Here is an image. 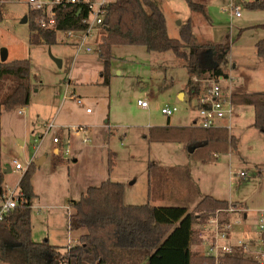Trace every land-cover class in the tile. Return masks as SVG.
<instances>
[{
    "label": "rangeland",
    "instance_id": "1",
    "mask_svg": "<svg viewBox=\"0 0 264 264\" xmlns=\"http://www.w3.org/2000/svg\"><path fill=\"white\" fill-rule=\"evenodd\" d=\"M153 1L165 14L170 37L178 38L179 26L191 17L199 44L228 43L231 50L227 67L232 70V62L242 63L235 73L249 72L252 59H260L254 44L259 36L255 33L262 30L247 29L239 37L241 26L237 21L244 18L232 23L228 21L229 12H222L224 6H235L246 17L254 11L264 15V10L248 9L247 0H206L210 2L208 7H213L210 18L193 12L186 0ZM27 2L0 3V50H7L9 61L30 60L32 83L27 106L3 111L1 153L3 163L14 166L17 161L24 167L11 175L7 173V187L17 185L35 156L46 157L31 177L37 194L31 211L34 239L68 244L70 234L78 231L70 230L71 202L79 200L88 187L99 186L108 178L125 184L127 204L184 206L192 210L205 195L213 194L245 201L249 206L253 199L254 206L264 208V131L253 124V106L235 105L233 122L229 124L230 131L237 134L238 150L217 154L214 160L199 159L200 149L189 155L194 146L190 148L187 141L150 140L152 126L168 122L171 126H190L196 120L194 99L190 102L187 93L185 98L179 96L185 91L188 73L176 55L172 51L149 52L139 45L113 46L110 82L104 84L97 39L88 40L91 52L78 54L74 45L77 38L68 39L64 31L57 33L53 45L31 43L29 23L22 22L29 10ZM54 59L60 60L61 66ZM224 81L223 85L229 82ZM74 88L82 104L72 98ZM138 100L146 101L148 107L139 106ZM165 106H176L178 110L168 117L162 113ZM73 125L85 131L74 134ZM54 137L60 141L55 143ZM67 138L69 153L65 154ZM85 138L90 140L85 143ZM110 152L114 164L109 173ZM231 172L246 175L230 179ZM201 230L198 226V233ZM201 247L202 244L199 249L205 252Z\"/></svg>",
    "mask_w": 264,
    "mask_h": 264
},
{
    "label": "trees",
    "instance_id": "2",
    "mask_svg": "<svg viewBox=\"0 0 264 264\" xmlns=\"http://www.w3.org/2000/svg\"><path fill=\"white\" fill-rule=\"evenodd\" d=\"M2 1L9 0H0V3ZM186 1L193 12H205L206 0ZM246 6L250 10H264V0L248 1ZM78 10L71 5L55 7L56 24L46 29L38 22L45 16L44 11L29 8L30 42L53 45L59 31L85 29L86 11L83 9L77 15ZM102 30L103 42L99 44L98 53L104 84L110 82L112 47L117 45L144 46L149 52L172 51L187 70L185 90L190 102L204 90L205 79L228 78L224 63L229 44H199L191 18L179 26L178 38L170 37L165 14L153 0L111 1L106 6ZM255 46L258 56L264 58V38ZM31 88L29 59L4 62L0 59V198L5 192L1 117L4 110L27 106ZM231 97L234 105L253 106L254 126L264 131V92L233 93ZM149 136L155 141H187L195 150L200 149L198 158L204 160H214L217 154L228 153L237 147L235 137L226 127L154 126L150 128ZM195 150L190 155L195 154ZM112 155L110 153L108 159L109 173L114 164ZM36 167L31 162L23 172L18 187L19 202L0 219V259L8 264H264L238 249L219 254L217 258L199 249L198 226L208 222L217 210L226 209L227 200L204 196L192 210L184 206L127 204L125 184L109 178L99 186L88 187L79 200L71 202L70 230H85L76 244L60 247L51 245L46 239L35 241L31 211L36 194L31 177ZM151 174L150 167V181Z\"/></svg>",
    "mask_w": 264,
    "mask_h": 264
},
{
    "label": "built area",
    "instance_id": "3",
    "mask_svg": "<svg viewBox=\"0 0 264 264\" xmlns=\"http://www.w3.org/2000/svg\"><path fill=\"white\" fill-rule=\"evenodd\" d=\"M111 0H28L27 4L31 9H42L44 11V17L38 20L39 24L43 28H53L56 24V11L55 7L61 5L63 7L67 5L76 6L81 9L80 14L83 9L86 11V17L83 22L86 24V28L83 30H66L64 31L66 37L69 39L73 36L77 38L75 43L76 54L81 51L91 52L92 48L88 45V40L97 39L98 43L103 42V25L104 18L106 15V6ZM237 16H240L239 11H235ZM227 80L223 77L219 79H205V88L202 93L194 98V107L196 108L199 120L196 122V126L201 128H217L224 127V122L228 123L231 121L235 105L233 104L231 93L223 87V81ZM72 98H74L78 104H82V100L75 96L72 92ZM193 101V100H192ZM138 105L143 108L148 107L146 101L138 100ZM178 109L176 106H165L162 108V113L171 116ZM87 112L90 109L87 108ZM227 120V121H226ZM230 124H227V127ZM80 131H85L84 127L77 126L73 127L72 132L78 134ZM43 137V136H42ZM41 137V138H42ZM90 139L85 138L84 142H88ZM53 141L58 143L60 139L54 137ZM69 139L64 141L65 147L63 152L65 154L69 153L68 148ZM59 151V149L57 150ZM15 170H22L24 167L18 163L14 162ZM244 173L240 172L237 176H243ZM4 195L0 198V219H3L7 214H9L12 209H14L19 202V188L18 186L10 188L5 186ZM238 211L232 205H229L224 210H217L215 214L202 226V230L199 233V238L201 239L202 248L206 254L215 256L216 258L219 254L232 253L236 251L234 243L230 241L229 231L231 226L225 224L221 221V213L223 212H235ZM259 227L260 231H264V212L261 213L259 217ZM210 233V234H209ZM239 245H243L242 241H239ZM71 246L70 244L68 245Z\"/></svg>",
    "mask_w": 264,
    "mask_h": 264
},
{
    "label": "crops",
    "instance_id": "4",
    "mask_svg": "<svg viewBox=\"0 0 264 264\" xmlns=\"http://www.w3.org/2000/svg\"><path fill=\"white\" fill-rule=\"evenodd\" d=\"M111 1H113V0H111ZM248 1H253V0H247V2ZM209 3L210 2L207 3L206 8H205V12L203 14H205V16H209V18H210L211 17L210 12L213 10V7H212V5H210V7H208L209 6ZM236 10H237V8L235 6H233V7L224 6L223 9H222V12H226V13L229 12V13H227L228 14V18H229L228 21H230L232 23L235 20H237V19L244 18L242 21H237V22H240V26H241L240 30L242 29V31L239 30V33H238V36L239 37L240 36L242 37L243 36V33L247 29L253 30V32H256V30H262V31H259V32L255 33L256 36L259 35L258 37H256V39L254 38L256 40L255 41V44H254V46H255L256 43H257V41H259L260 39H263L264 38V15H261V16L260 15H257V13H256L257 11H254V12L251 13V15H249L247 17H246V15H243V14H240V16H237L235 14V11ZM226 21H227V19H226ZM260 28H262V29H260ZM194 29H195V25H194V22H193V31H194ZM194 33H195V31H194ZM195 35L197 37V34L196 33H195ZM76 42H77V39L75 40V43ZM75 43H74V45H75ZM255 48H256V46H255ZM230 50H229V52H230ZM256 54H257V51H256ZM228 56H229V53L227 54L226 62L224 63V66H225L226 71H227L228 78L224 82H226V81H229V82L226 83L225 85L222 84L223 87L226 90H229L231 94H233V93L264 92V61H262V60H264V58L259 57L258 54H257V56L260 59L255 60V62L252 59V66L250 67L251 70L249 72L243 73V74L240 71V73H239L240 75H239V74L235 73L234 69L237 68V65L239 67H241V64L242 63L239 62L238 64H235V62H232V64H231V69L232 70H230L227 67V65L229 63L228 62L229 61ZM100 77H101V79L103 78L102 75H101V72H100ZM73 91H74L73 93L75 94L76 89L74 88ZM185 91L180 92L179 93V96L182 95L185 98V94L187 93V91L186 92ZM23 110L24 109L21 108L20 112L23 113ZM234 113H235V110H234ZM2 116H3V114H2ZM168 117H170V116H168ZM195 119L196 120H194L193 125H190V126H196L195 124L199 120L198 114L196 115V118ZM232 122H233V117L231 119V124H232ZM227 124H229L228 121L227 122H224V125H225L224 127L228 128L230 134L232 136H234L235 139H236V141H237V138H236V135L237 134L235 135V133H232L230 131V126L227 127ZM167 125L171 126L169 124V122H168ZM167 125H163V126H167ZM1 127H2V124H1ZM73 127H77V126L73 125ZM152 127H154V126H152ZM196 127H199V126H196ZM83 142H84V140H83ZM190 148H191V146H190ZM236 149L238 150V141H237V147H236ZM57 150H58V148L55 149L56 152H58ZM194 150L195 149H193V151ZM193 151L190 152V149H189V151H188L189 155L191 153H193ZM110 153H113V152H110ZM45 158L46 157L44 155L43 156H35L34 157V163L36 164V166H40L44 162ZM41 159H43V161L39 165V162H40ZM74 161H76V159H74ZM37 162H38V164H37ZM4 163H3V160H2V164H3V168H4L3 170H5V173L4 174H5V179H6L7 173H8V175H11L12 173L17 172L18 170H15L14 169V166L12 164H10V163H5L4 164ZM239 173L240 172H235V173L234 172H231L230 173L231 174L230 175V179H233V178L237 177V174H239ZM233 175H235V176H233ZM245 175L246 174L244 173L243 176H245ZM243 176H238V177H243ZM20 179H21V177L19 178V181H20ZM6 182H5L4 186H7L6 185ZM16 184L15 185L19 187V182L16 183ZM10 186L16 187L14 185H10ZM13 187H10V188H13ZM83 193L84 192H82V194ZM208 195L217 198L213 194H207L205 196H208ZM36 196H37V194H36ZM218 199L227 200L229 202V205H232L233 207H235L236 210H238V211H235V212H223L220 215L221 221L223 223L228 224V225L231 226V230L229 231L230 232L229 233V238H230V241L232 243H234L235 249L242 250L247 256H250V257H254L256 259H259L261 261V263H264V231L261 232L260 231V227H259V217H260L261 213L264 212V208H257V206H254L253 199H251L252 200V205L251 206H249L248 202H245V201H239L238 202V201L232 200L231 198H226V199L225 198H218ZM234 203H237V205L236 206L233 205ZM32 206H33V203H32ZM71 213H69V217H70V214ZM31 222H32V219H31ZM256 226H257V228H256ZM84 232L85 231L78 230L73 235L70 234L71 241L69 239L68 241H70V242L68 244H62V243H65V242H62V243H60V242L52 243V242L49 241L48 238L46 240H48L51 245L60 246V247H66L69 244L70 245L76 244L79 241V237ZM34 240L35 241H42V240H45V239L42 238L40 240H36V239H34ZM239 241H242L243 242V245H239ZM0 264H8V263L0 259Z\"/></svg>",
    "mask_w": 264,
    "mask_h": 264
},
{
    "label": "water",
    "instance_id": "5",
    "mask_svg": "<svg viewBox=\"0 0 264 264\" xmlns=\"http://www.w3.org/2000/svg\"><path fill=\"white\" fill-rule=\"evenodd\" d=\"M80 11H81V9H79L78 10V12H77V15H79L80 14ZM22 22H27V15L23 18V21ZM7 58H8V52H7V50L6 49H1L0 50V59H1V61H7ZM55 60V62L58 64V66H61V61L60 60H58V59H54ZM193 151V149H190V152H192ZM37 164H38V162H37ZM3 172L5 173V170H3Z\"/></svg>",
    "mask_w": 264,
    "mask_h": 264
}]
</instances>
